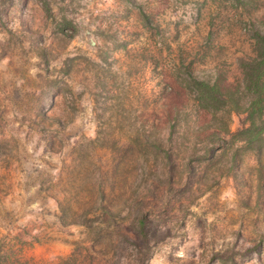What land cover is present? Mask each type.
<instances>
[{
  "label": "rangeland",
  "instance_id": "obj_1",
  "mask_svg": "<svg viewBox=\"0 0 264 264\" xmlns=\"http://www.w3.org/2000/svg\"><path fill=\"white\" fill-rule=\"evenodd\" d=\"M262 22L264 0H0V264H138L126 220L137 247L116 252L80 223L100 181L115 208L127 184L141 199L174 183L147 209L146 264H264V165L240 152L233 167L241 144L212 135L177 78L235 84Z\"/></svg>",
  "mask_w": 264,
  "mask_h": 264
},
{
  "label": "trees",
  "instance_id": "obj_2",
  "mask_svg": "<svg viewBox=\"0 0 264 264\" xmlns=\"http://www.w3.org/2000/svg\"><path fill=\"white\" fill-rule=\"evenodd\" d=\"M238 2L240 3V0ZM63 31H65L64 28ZM247 31L252 41V54L239 61L241 78L235 84L224 86L217 81L212 82L209 78L200 79L193 75L189 67L184 65L177 69V78H181L179 79L180 83L196 107L210 115L211 118L209 123L206 124V128L216 132L212 135L217 137V133H220L229 136L230 142L228 144L231 147L236 143L241 144L234 151L233 167L236 157L240 152H243L253 155L260 168L264 165V23H252ZM233 114L246 116L242 128L237 132H231V117ZM169 128L170 134L173 135L176 122H170ZM153 146L157 151L161 149L159 144L155 143ZM212 150H215V148H212ZM186 172L192 173L193 170L187 167ZM173 187L174 183L171 181L163 187L153 181L149 184L146 183L143 189L146 193L145 197L139 199L134 184H127L122 190L129 197L123 202L121 208H115L112 206V201L107 199L106 194L107 191H115L117 189L116 185L113 182L106 184L103 181L97 182V184L90 187V194L87 199V205H92L91 207L94 210L84 211L81 214L82 222L80 223L86 227L91 242L95 243L102 236H106L112 242V248L116 252L119 249L123 250L125 244L128 247L131 246L133 250L137 247L134 236H131L130 232H123L119 225L120 219L126 220L127 224L143 241L142 250L139 254H135V259L131 261L146 264V259L149 257V251L151 250L152 231H154L147 209L148 207L158 208L160 191L162 193L169 192L172 191ZM179 187L183 192L187 188L182 184H179ZM90 215L93 217H90ZM61 218L63 221L65 220L64 216H61ZM76 223L79 222L76 220L70 222V224ZM112 237L116 240L112 241L110 239ZM217 257L222 258L223 256L219 255ZM222 260H231V264H237L232 257ZM76 261L77 256L74 254L65 260L66 264ZM26 264L31 263L27 262Z\"/></svg>",
  "mask_w": 264,
  "mask_h": 264
}]
</instances>
